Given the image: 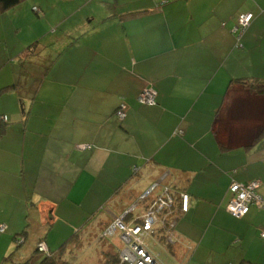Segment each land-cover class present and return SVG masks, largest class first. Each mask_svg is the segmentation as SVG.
Wrapping results in <instances>:
<instances>
[{"label": "crops", "instance_id": "obj_1", "mask_svg": "<svg viewBox=\"0 0 264 264\" xmlns=\"http://www.w3.org/2000/svg\"><path fill=\"white\" fill-rule=\"evenodd\" d=\"M240 79L264 80V0L0 10V264H43L41 241L57 264H107L104 227L133 203L125 218L140 215L156 181L190 195L173 243L146 238L163 264H264V209L225 208L231 181L257 180L264 197V94ZM150 86L156 103L139 102Z\"/></svg>", "mask_w": 264, "mask_h": 264}, {"label": "built area", "instance_id": "obj_2", "mask_svg": "<svg viewBox=\"0 0 264 264\" xmlns=\"http://www.w3.org/2000/svg\"><path fill=\"white\" fill-rule=\"evenodd\" d=\"M37 9V8H35ZM250 12H242L238 15L235 30L243 32L251 20ZM156 92L152 87H145L138 95L141 103L152 105L155 103ZM119 118L125 116L123 104L117 109ZM89 147V145H82ZM160 187L157 195L153 191ZM259 181L251 180L246 183L231 181L228 187L229 197L226 202V210L235 217L245 215L252 205L264 209V197L258 192ZM168 184L154 182L140 196V200H147L144 211L127 220L126 214L132 211L138 203H133L123 215L116 216L104 228L103 235L113 237L118 234L121 246L117 250L118 262L115 264H163L158 255L150 250L146 238L152 234H158L166 243L175 240L172 229L175 225L176 213L186 212L189 208L190 196L186 192H177ZM174 194L176 196H174ZM5 230V224H0V232ZM163 233V234H162ZM264 238V231L260 232ZM39 252L49 255V251L43 241L37 244Z\"/></svg>", "mask_w": 264, "mask_h": 264}, {"label": "trees", "instance_id": "obj_3", "mask_svg": "<svg viewBox=\"0 0 264 264\" xmlns=\"http://www.w3.org/2000/svg\"><path fill=\"white\" fill-rule=\"evenodd\" d=\"M22 0H0V10L1 11H3V10H7V9H9V8H11V7H13V6H15V5H17L18 3H20ZM35 8H37V9H35ZM33 10L37 13L38 11H39V8L38 7H36V6H34L33 7ZM238 18V17H237ZM250 22H251V20H250ZM250 22H249V24H250ZM249 24L246 26V28L249 26ZM237 25V24H236ZM235 25V26H236ZM245 28V29H246ZM245 29H244V31H245ZM237 33H238V36H237V38H239L240 37V35L244 32H240L239 30H235ZM37 45H38V42L37 41H33L32 43H30L28 46H27V48L25 49L27 52H28V55L29 54H31V53H34L35 52V50H37ZM240 82H242L248 89H250V90H252V91H255V92H258V93H261V94H264V80H255V81H252V82H250L249 81V79H240ZM14 86V84H12V85H8V86H6V87H4L5 89H9V88H12ZM151 87V86H150ZM143 90V89H142ZM139 95V94H138ZM138 97V96H137ZM155 101H156V96H155ZM156 103V102H155ZM154 103V104H155ZM122 103H120L119 105H118V107L115 109V111H114V114H115V116L118 118V119H123V118H119L118 116H117V114H116V111H117V109L120 107V105H121ZM148 105V104H147ZM6 117L5 116H0V134L2 133V131H3V129H4V127H5V124L4 123H6ZM246 183V182H245ZM177 191V190H176ZM176 191H175V194H177L176 193ZM177 192H179V191H177ZM174 194V196H176ZM190 196V195H189ZM254 206V205H253ZM189 209V208H188ZM188 211V210H187ZM186 211V212H187ZM182 213H185V212H182ZM172 231H173V233H174V228L172 229ZM3 232V231H2ZM20 234H22V233H20ZM150 236V235H149ZM152 236H155V237H160V239H162V237L160 236V235H158V234H152ZM175 237V236H174ZM261 237V236H260ZM262 238V237H261ZM16 239V241L18 242L19 240V238H15ZM63 246H64V243L63 244H61V246L57 249L58 250V252H61V250H62V248H63ZM36 249H37V247H36ZM37 251H38V249H37ZM39 252V251H38ZM56 254V253H55ZM59 254V253H58ZM108 257V261H107V264H115V263H117L118 262V257H117V254H114V255H112V254H108L107 255ZM10 257V255L9 256H6V257H4V258H9ZM43 260H42V263L43 264H57V263H59V262H57L54 258H55V256L53 255V253H50L49 252V255H46V254H44L43 253ZM57 262V263H56Z\"/></svg>", "mask_w": 264, "mask_h": 264}, {"label": "rangeland", "instance_id": "obj_4", "mask_svg": "<svg viewBox=\"0 0 264 264\" xmlns=\"http://www.w3.org/2000/svg\"><path fill=\"white\" fill-rule=\"evenodd\" d=\"M237 182V181H236ZM149 188V187H148ZM147 188V189H148ZM146 189V190H147ZM143 194V193H142ZM141 194V195H142ZM140 195V196H141ZM141 199V198H140ZM106 227V226H105ZM104 227V228H105ZM103 229V228H102ZM102 229H100L99 231H98V236H100V233L99 232H101V230ZM102 233V232H101ZM163 234V233H162ZM103 238V239H102ZM118 238V234H116L114 237H110V236H104V235H102L101 236V238L100 239H102L103 240V242L102 243H104L105 242V244L107 243V245H110L111 246V250H113V251H116L117 252V250L120 248V246H121V242L117 239ZM148 243H150V246H151V248H154L156 251H159V247L160 246H157V245H152V243H153V240L152 239H149L148 240ZM37 247V246H36ZM43 253V252H42ZM41 256H43V254H40ZM162 255H163V253H162ZM65 257H66V255H65Z\"/></svg>", "mask_w": 264, "mask_h": 264}]
</instances>
